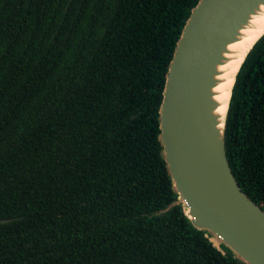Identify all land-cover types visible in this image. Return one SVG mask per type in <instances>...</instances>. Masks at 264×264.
<instances>
[{"label":"trees","instance_id":"1","mask_svg":"<svg viewBox=\"0 0 264 264\" xmlns=\"http://www.w3.org/2000/svg\"><path fill=\"white\" fill-rule=\"evenodd\" d=\"M198 0H0V264H246L177 202L159 140ZM226 155L264 209V33L243 60Z\"/></svg>","mask_w":264,"mask_h":264},{"label":"water","instance_id":"2","mask_svg":"<svg viewBox=\"0 0 264 264\" xmlns=\"http://www.w3.org/2000/svg\"><path fill=\"white\" fill-rule=\"evenodd\" d=\"M257 0H198L176 42L159 108V140L177 202L191 223L246 264H264V209L239 186L208 115L213 63ZM213 238V239H212ZM214 242V241H213Z\"/></svg>","mask_w":264,"mask_h":264},{"label":"bare ground","instance_id":"3","mask_svg":"<svg viewBox=\"0 0 264 264\" xmlns=\"http://www.w3.org/2000/svg\"><path fill=\"white\" fill-rule=\"evenodd\" d=\"M263 32L264 0H257L234 32L227 36V42L221 47L218 59L213 63L207 95L208 115L219 139L235 73L247 50Z\"/></svg>","mask_w":264,"mask_h":264},{"label":"rangeland","instance_id":"4","mask_svg":"<svg viewBox=\"0 0 264 264\" xmlns=\"http://www.w3.org/2000/svg\"><path fill=\"white\" fill-rule=\"evenodd\" d=\"M213 239V238H212ZM213 243L223 252V253H225V254H233V252H232V250L229 248V247H227L226 245H224L221 241H219V240H217V241H215L214 239H213Z\"/></svg>","mask_w":264,"mask_h":264}]
</instances>
